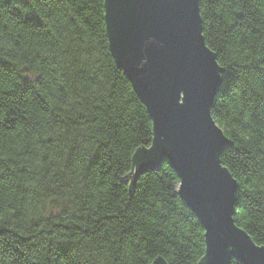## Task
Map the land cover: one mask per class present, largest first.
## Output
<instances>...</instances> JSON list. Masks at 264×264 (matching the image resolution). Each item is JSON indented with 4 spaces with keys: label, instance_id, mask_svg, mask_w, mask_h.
Masks as SVG:
<instances>
[{
    "label": "trees",
    "instance_id": "obj_1",
    "mask_svg": "<svg viewBox=\"0 0 264 264\" xmlns=\"http://www.w3.org/2000/svg\"><path fill=\"white\" fill-rule=\"evenodd\" d=\"M103 1L15 0L0 14L10 41L0 46V210L13 211V190L49 201L23 232L0 225L10 264H196L204 254V230L168 161L132 181L131 155L150 146L152 122L111 56ZM197 2L223 69L210 115L232 142L220 159L237 183L234 220L264 245V0ZM237 37L253 55L222 62L218 42ZM73 77L102 95L54 110L71 100ZM98 122L109 138L85 148Z\"/></svg>",
    "mask_w": 264,
    "mask_h": 264
},
{
    "label": "water",
    "instance_id": "obj_2",
    "mask_svg": "<svg viewBox=\"0 0 264 264\" xmlns=\"http://www.w3.org/2000/svg\"><path fill=\"white\" fill-rule=\"evenodd\" d=\"M197 1H103L111 56L152 122L150 146L131 155L132 181L167 160L181 201L204 230L196 264H230L232 257L264 264V245L234 220L237 183L220 159L232 142L210 115L223 69L204 40ZM152 264L168 263L157 257Z\"/></svg>",
    "mask_w": 264,
    "mask_h": 264
},
{
    "label": "clouds",
    "instance_id": "obj_3",
    "mask_svg": "<svg viewBox=\"0 0 264 264\" xmlns=\"http://www.w3.org/2000/svg\"><path fill=\"white\" fill-rule=\"evenodd\" d=\"M18 6L15 0L11 3L7 0H0V14L6 10H12L13 6ZM10 41L6 37V33L0 29V46L7 47ZM218 54L221 57L222 62H235L240 63L241 61H249V57L253 55V49L248 42L245 41L243 37H237L234 42L219 41L217 46ZM27 56V54L25 53ZM27 59H31L27 56ZM145 63L147 61L145 60ZM36 75H41V73H36ZM69 93L71 95V100L62 105H56L53 103L52 107L54 110L60 108L66 111H71L73 107L79 101L83 103L85 97H99L102 95L99 87H87L84 88L79 82L78 78L73 77L70 80ZM46 94V93H45ZM99 101L97 100V103ZM81 110V109H77ZM89 139L84 142V147H96L100 141H105L109 138V133L106 130H101L99 127V122L94 126V130H90ZM165 155H161L159 158L163 159ZM28 186L42 190L38 182H32ZM12 195L15 196L14 199L9 200L8 207L13 209L11 213L0 210V225L7 226L11 223L14 226H18V230L24 231L28 228L33 220L38 219L42 215L47 214L49 201L47 198L22 200L19 194L15 193L13 190ZM189 214L191 210H189ZM0 264H10V258L7 254L0 252ZM230 264H238V260L232 257Z\"/></svg>",
    "mask_w": 264,
    "mask_h": 264
}]
</instances>
